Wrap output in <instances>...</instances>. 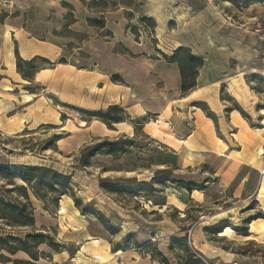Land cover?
<instances>
[{
	"label": "rangeland",
	"instance_id": "1",
	"mask_svg": "<svg viewBox=\"0 0 264 264\" xmlns=\"http://www.w3.org/2000/svg\"><path fill=\"white\" fill-rule=\"evenodd\" d=\"M145 1L108 0L107 27L91 26L95 31L83 32L71 28L76 20L75 14L68 15L73 7L70 2L77 6L76 16L83 27L90 26L87 18L101 17L97 13L101 6L93 5L90 12L75 0H62L65 26L56 34L68 41L69 50L75 49L52 64L87 57L79 45L90 37L110 41L114 34L109 37L107 31L111 29L121 39L115 51L127 58L143 57L148 68L171 63L164 55L172 56L179 43L189 48L204 60L203 66L196 67L184 53L179 54L191 83H196L206 63L216 62L221 55L249 59L255 53L245 67V77L264 108V0H180V4L161 0L160 4L170 6L165 16L173 15L172 8L180 5L187 22L180 29L169 23L171 33L164 36L160 35L164 31L160 17L154 33L148 22L138 21L146 16ZM0 2L1 20L4 13L13 14V8ZM115 11L127 19L124 34L114 24L118 17L109 14ZM46 64L37 60L23 69L33 77ZM113 77V82L124 83L121 77V81ZM222 90L221 98L239 110L225 86ZM51 103L60 113L55 124L19 135H0V164L50 168L71 177L70 191L61 196L36 181L28 184L0 176V264H264V150L239 169L230 168L235 160L231 155H212L205 163L186 168L171 148L177 144L172 123L164 115L131 120L124 110L125 124L117 125L56 98ZM242 118L248 119V114ZM90 122L94 124L88 130ZM254 123V128L264 126L256 118ZM117 140L124 141L127 152L106 154V143ZM41 174L36 173L38 178ZM50 179L47 175L46 180ZM55 183L57 189H64ZM62 203L66 204L63 212ZM28 234L42 236L26 240ZM41 240L45 243L36 248ZM25 247L39 260H33Z\"/></svg>",
	"mask_w": 264,
	"mask_h": 264
},
{
	"label": "crops",
	"instance_id": "2",
	"mask_svg": "<svg viewBox=\"0 0 264 264\" xmlns=\"http://www.w3.org/2000/svg\"><path fill=\"white\" fill-rule=\"evenodd\" d=\"M3 1L7 9L13 8V14L0 20L1 136L19 135L35 131L43 124H55L60 113L53 108L51 100L56 98L64 104L92 112L118 106L131 120L148 114L166 116L172 123L171 130L177 144L171 148L178 155L179 164L186 168L205 163L212 155H227L228 158L235 156L230 168L239 169L249 166L256 156L263 155L264 126L254 128L253 125L255 118L264 124V108L261 98L249 87L245 77L248 74L245 67L255 53L249 59L221 55L216 62L206 63L199 70L196 86L183 94L179 65L166 62V65L148 68L143 57L127 58L117 53L116 42L121 39L111 29L114 38L110 41L90 37L79 45L88 52L87 57H73L75 61L68 63H47L35 72L30 82L17 69V52L25 61L41 57L55 63L75 49L69 50L68 41L63 42V38L56 34L65 26L62 0ZM75 1L81 4L79 0ZM180 2L177 0L175 4ZM160 3L161 0L144 2L145 15L155 20L156 32L159 28L157 17L164 20V31L160 33L163 36L171 33L169 23L174 22L179 29L187 24L181 16L180 5L172 8L173 15L165 16L170 6ZM70 4L74 7L76 20L71 28L74 31H95L94 27L80 26L81 20L75 11L77 6ZM0 6L3 3L0 2ZM109 14L118 17L114 18V24L123 33L128 23L124 13L115 11ZM234 60L235 66H229ZM261 60L264 65V56ZM113 76L121 77L124 83L113 82ZM29 86L41 90V94L30 93ZM223 86L239 110L230 108V103L221 98ZM242 114H248V119L244 120ZM187 123L192 127L189 128ZM93 124L90 122L88 130ZM61 206L64 211L66 204Z\"/></svg>",
	"mask_w": 264,
	"mask_h": 264
},
{
	"label": "trees",
	"instance_id": "3",
	"mask_svg": "<svg viewBox=\"0 0 264 264\" xmlns=\"http://www.w3.org/2000/svg\"><path fill=\"white\" fill-rule=\"evenodd\" d=\"M90 12H93L92 10L94 9V6H101L102 9H100L99 11H97V13L101 14V17L99 19H95V18H87V23L90 26H95L101 29H105L107 27V23H106V18H105V14L107 12L109 3L108 0H98L96 1V3H93L92 5L87 4V0H79ZM120 1V0H117ZM133 1V0H132ZM114 5H117L114 3ZM73 7L70 8V12L68 13V15L70 14L71 16H73ZM8 15L6 13L3 14L2 19L6 18ZM139 22H148L149 23V27H150V31L151 33L155 32V28H156V22L153 18L151 17H146V16H141L138 19ZM131 30L134 31L133 27H130ZM107 35H109V37H113V33L111 31H107ZM180 53H184V57L186 58V60H188V62H190L189 64L194 65V66H203L204 60L201 57H197L195 55L192 54L191 50L187 47H178L172 54V56L167 57L166 55L165 58L171 62V63H177L179 65L180 68V72H181V77H182V91L183 94H186L189 90L193 89L196 86L195 82H189L188 81V76L184 70V67L179 59V54ZM16 62H17V69L18 71L21 73V75L26 79L29 80L30 82H32L33 77H31L29 74L25 73L23 66L24 65H29L32 66L37 60H42L48 64H52L50 61L41 58V57H35L30 61H25L24 59H22L18 52L16 53ZM33 68V67H31ZM39 69V68H38ZM37 69V70H38ZM36 70V71H37ZM120 77L118 76H114L113 79L115 80H119ZM121 81V80H119ZM32 88H28V91H30L31 93H35L32 91ZM77 111L81 112V113H85V114H89L91 116H95L98 118L103 119L104 122L106 123H121L124 121V110L118 106H112L109 108L108 111L106 112H92V111H86V110H82V109H77ZM116 114V116L112 117V114ZM130 145H132V143H129ZM107 146V150L105 151L106 154L108 155H115L118 153H125L127 152V146L125 145L124 141L122 140H117L111 143H106ZM37 172H41V176L38 178V176L36 175ZM47 175L51 176L50 181L46 180ZM0 176H3L5 178H19L22 181H24L25 183L31 184L32 182L36 181L38 184H41L43 186H45L49 191L51 192H57L59 193L61 196L64 195H68V191H70L69 189V184H70V180L71 177L68 175H64L61 174L57 171H54L50 168H43V167H37V166H20L18 167L17 165H4V164H0ZM55 181L58 182V184L62 185V187L64 189H57L55 187ZM27 197V196H26ZM28 198V197H27ZM75 203L77 204V201L75 199ZM220 232V231H219ZM42 235L38 234V235H31L28 234L26 235V240L31 239V238H38ZM1 238V237H0ZM8 238H15L12 236H8ZM2 240V239H0ZM21 240V239H20ZM25 240V241H26ZM25 241H22L25 243ZM45 243L44 241H39L36 243V248ZM50 246L52 247V244H50ZM33 260H39L37 254H35L34 252L30 251L27 247H25L24 249ZM10 252V251H9ZM32 264V263H30Z\"/></svg>",
	"mask_w": 264,
	"mask_h": 264
},
{
	"label": "bare ground",
	"instance_id": "4",
	"mask_svg": "<svg viewBox=\"0 0 264 264\" xmlns=\"http://www.w3.org/2000/svg\"><path fill=\"white\" fill-rule=\"evenodd\" d=\"M62 207V206H61ZM63 212V211H62Z\"/></svg>",
	"mask_w": 264,
	"mask_h": 264
},
{
	"label": "built area",
	"instance_id": "5",
	"mask_svg": "<svg viewBox=\"0 0 264 264\" xmlns=\"http://www.w3.org/2000/svg\"><path fill=\"white\" fill-rule=\"evenodd\" d=\"M190 126V125H189Z\"/></svg>",
	"mask_w": 264,
	"mask_h": 264
}]
</instances>
